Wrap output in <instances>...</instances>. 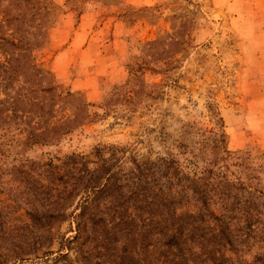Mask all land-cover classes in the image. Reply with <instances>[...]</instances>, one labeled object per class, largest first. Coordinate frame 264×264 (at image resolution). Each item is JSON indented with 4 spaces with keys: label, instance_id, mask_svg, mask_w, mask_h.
Masks as SVG:
<instances>
[{
    "label": "rangeland",
    "instance_id": "rangeland-1",
    "mask_svg": "<svg viewBox=\"0 0 264 264\" xmlns=\"http://www.w3.org/2000/svg\"><path fill=\"white\" fill-rule=\"evenodd\" d=\"M51 1L56 7L48 0L38 2L42 27L33 38L39 41L45 35L48 42L34 52L36 61L53 72L63 91L88 102L89 120L56 144L30 148L17 142L8 158L0 160L2 228L22 233L20 242L37 239L42 230L28 226L27 212L52 210L61 200L64 181L63 169L47 165L49 159L60 164L57 158L75 152L96 161L95 147L105 155L112 146L122 147L121 161L127 167L130 157L176 155L178 143L196 147L204 140L213 145L223 130L222 145L231 156L226 173L245 181L254 174L253 181L264 192V0ZM156 40L160 43L146 49L145 43ZM141 54L145 59L136 62L147 65L137 72L135 93L116 96L118 86L130 79L128 62ZM108 97L110 104L102 106ZM217 152L202 156L212 158ZM234 156L243 165L233 166ZM74 225L67 218L52 229L49 245L42 243L6 264H81L73 249L64 248L67 257L57 258L61 236L72 235ZM253 230L257 234L237 254L226 251L233 264L251 262L264 252L262 223ZM3 246L10 251V243ZM95 260L118 261L113 255Z\"/></svg>",
    "mask_w": 264,
    "mask_h": 264
},
{
    "label": "trees",
    "instance_id": "trees-1",
    "mask_svg": "<svg viewBox=\"0 0 264 264\" xmlns=\"http://www.w3.org/2000/svg\"><path fill=\"white\" fill-rule=\"evenodd\" d=\"M38 2L0 0V160L8 158L17 142L30 148L56 144L89 120L88 102L63 91L53 72L36 61L34 52L48 42L45 35L43 40L33 38L42 27ZM48 3L56 7L51 0ZM169 40L175 42L171 36ZM158 43L147 42L146 49ZM144 59L141 54L128 62L130 79L118 86L116 96L130 98L135 93L137 72L147 65L136 60ZM109 101L108 97L102 106ZM217 135L213 145L203 144L204 140L196 147L178 143L176 155L182 159L171 153L145 160L130 157L127 167L120 146H112L108 155L95 147L96 161L75 152L57 158L60 164L49 159L47 165L63 169L61 200L49 212H27L28 226L42 230L33 242H20L22 233L2 228L0 217V264L35 252L42 243L49 245L52 229L67 218L75 224L74 233L61 236L57 258H66L67 248L82 258L81 264H100L95 259L107 255L118 260L115 264H233L226 251L237 254L253 232L257 234L255 224L264 228V192L253 181L254 174L247 181L228 176L225 163L231 156L222 145L223 130ZM210 151L217 154L202 156ZM232 158L233 166L243 165L240 157ZM5 242L11 244L10 251L3 248ZM243 263L264 264V252Z\"/></svg>",
    "mask_w": 264,
    "mask_h": 264
},
{
    "label": "crops",
    "instance_id": "crops-1",
    "mask_svg": "<svg viewBox=\"0 0 264 264\" xmlns=\"http://www.w3.org/2000/svg\"><path fill=\"white\" fill-rule=\"evenodd\" d=\"M141 1H142V0H141ZM132 3H135V2L132 1ZM144 3L146 4V3H148V2L144 1Z\"/></svg>",
    "mask_w": 264,
    "mask_h": 264
}]
</instances>
